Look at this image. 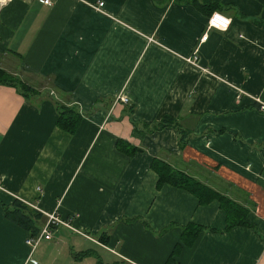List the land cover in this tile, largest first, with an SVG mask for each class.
I'll list each match as a JSON object with an SVG mask.
<instances>
[{
	"label": "crops",
	"instance_id": "crops-1",
	"mask_svg": "<svg viewBox=\"0 0 264 264\" xmlns=\"http://www.w3.org/2000/svg\"><path fill=\"white\" fill-rule=\"evenodd\" d=\"M44 1L0 7V69L36 91L0 85V264H165L176 245V264H264V112L236 97L264 102L262 5L222 0L219 31L191 0ZM195 50L212 76L185 62ZM57 106L78 109L75 133L57 128ZM163 116L185 145L147 130ZM153 161L245 208L251 227L224 232L217 201L157 188ZM14 201L39 229L55 212L74 230L32 247L5 217ZM188 224L204 230L191 247Z\"/></svg>",
	"mask_w": 264,
	"mask_h": 264
},
{
	"label": "trees",
	"instance_id": "trees-1",
	"mask_svg": "<svg viewBox=\"0 0 264 264\" xmlns=\"http://www.w3.org/2000/svg\"><path fill=\"white\" fill-rule=\"evenodd\" d=\"M222 0H191L193 7L205 15L207 18L214 12H221L223 10ZM264 8V0H256ZM0 85H6L16 88L19 93L23 95L25 99L30 96L35 95L36 91L24 85L18 79L7 74L5 71L0 69ZM57 119L56 126L61 131L73 134L75 133L80 121L81 114L78 109L74 106H57ZM149 132H154L164 128H173L177 131L179 135V145H185L188 139V134L180 129L177 124L176 119L169 116H163L157 123H151L145 125ZM117 149L129 156L133 155L135 152L134 148H131L124 144L121 147V143L118 141ZM152 170L157 174V188L168 184L177 189L186 191L193 195L197 200L199 205H208L213 201L219 203L220 209L225 213L226 226L223 230L224 232H229L235 227H248L251 225L247 221V211L245 208L238 206L226 197H223L207 187L199 184L191 178L171 169L166 164L153 161L151 164ZM5 217L12 223L20 226L29 233V237L34 238L39 235L41 229L39 226L43 222V217L41 214L29 209L27 206L23 205L18 201H14L12 208L4 209ZM203 228L195 225L188 224L182 228L181 231V243L186 247H191L199 234L203 232ZM181 249L180 245H176L173 249V253L167 259L165 264H176L174 257L176 253Z\"/></svg>",
	"mask_w": 264,
	"mask_h": 264
},
{
	"label": "built area",
	"instance_id": "built-area-1",
	"mask_svg": "<svg viewBox=\"0 0 264 264\" xmlns=\"http://www.w3.org/2000/svg\"><path fill=\"white\" fill-rule=\"evenodd\" d=\"M11 0H0V7L5 5L7 2H10ZM46 4H50L49 1L47 2L44 1ZM231 24V19L223 15L221 12L214 11L207 19V28L208 29H215L219 31H226ZM207 39V35L204 34L201 37V42L205 41ZM151 41V39H149ZM199 56H198V51L195 50V52L192 53L190 57L185 58V62L187 64H190L192 66H195L196 69H198L200 72L211 75L212 73L210 72V69L207 67H202L199 66ZM239 95L243 96H248L249 98H252V100L258 104L259 110L264 112V102L261 101L257 97H251L244 91L237 89V99H239ZM122 101H125V99H121ZM0 191H4L2 187H0ZM46 217V222L41 229L39 235L37 236L36 239H30L27 240V244L31 245L32 247H36L38 243L44 239V240H51L52 239V231L51 228L53 227H65L71 230H74L73 227L70 225L68 221H64L59 217V215L55 212L53 213H42ZM82 234V233H81Z\"/></svg>",
	"mask_w": 264,
	"mask_h": 264
},
{
	"label": "clouds",
	"instance_id": "clouds-1",
	"mask_svg": "<svg viewBox=\"0 0 264 264\" xmlns=\"http://www.w3.org/2000/svg\"><path fill=\"white\" fill-rule=\"evenodd\" d=\"M45 2H47V0H45Z\"/></svg>",
	"mask_w": 264,
	"mask_h": 264
}]
</instances>
